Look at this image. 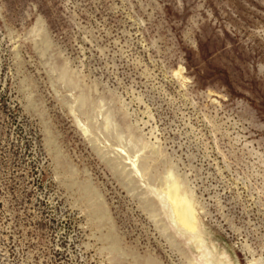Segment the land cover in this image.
I'll use <instances>...</instances> for the list:
<instances>
[{
    "label": "rangeland",
    "instance_id": "obj_1",
    "mask_svg": "<svg viewBox=\"0 0 264 264\" xmlns=\"http://www.w3.org/2000/svg\"><path fill=\"white\" fill-rule=\"evenodd\" d=\"M209 252L264 264V0H0V264Z\"/></svg>",
    "mask_w": 264,
    "mask_h": 264
},
{
    "label": "bare ground",
    "instance_id": "obj_2",
    "mask_svg": "<svg viewBox=\"0 0 264 264\" xmlns=\"http://www.w3.org/2000/svg\"><path fill=\"white\" fill-rule=\"evenodd\" d=\"M38 19V18H37ZM40 20V19H39ZM46 26V25H45ZM36 27V26H35ZM34 27V28H35ZM46 27H44L45 29ZM43 31V30H42ZM45 31V30H44ZM47 31V30H46ZM33 34V33H32ZM45 34V33H44ZM48 34V33H47ZM40 35V34H39ZM48 43V42H47ZM50 44V43H49ZM48 44V45H49ZM183 71V70H182ZM87 105V104H86ZM117 125V124H116ZM115 125V126H116ZM83 129V128H82ZM83 130H87V129H83ZM85 131H83L85 133ZM88 134V133H87ZM52 142V141H51ZM56 149V148H55ZM56 151V150H54ZM120 153V151H119ZM121 154V153H120ZM124 155V154H123ZM121 156V155H120ZM119 157V156H118ZM120 159V158H119ZM115 160L114 161V166L118 172L120 173L121 177L123 175L126 174V169H128V165L126 163L122 162H118ZM146 159V158H145ZM130 161V160H129ZM128 162V161H127ZM132 162H137V161H131ZM110 164V163H109ZM135 164V163H134ZM154 164V163H153ZM137 165V163L135 165H133L132 167L135 169V166ZM148 165V164H146ZM132 168V169H133ZM133 169V170H134ZM138 169V167L136 168V170ZM145 170V169H144ZM138 171V170H137ZM136 171V172H137ZM132 172V171H131ZM119 175V174H118ZM133 177V176H132ZM129 178V177H128ZM164 188V187H162ZM88 190V189H87ZM85 191V190H84ZM154 192V191H153ZM157 193V192H156ZM154 194V193H153ZM159 202H160V207L162 210L165 211V214L168 218V220L170 221L171 225L174 227V229L179 230V231H185L188 235H190V237L188 238V242L195 244V249H197L199 252L203 251V247H204V243L201 241L199 235L197 237V235L195 233L198 234V231L196 229V227L192 226V218L189 217L190 215L187 213L185 205H184V198L183 196L177 195L175 194L172 190L168 189V190H162V192H158L155 195ZM87 197V196H86ZM102 199V198H101ZM85 200V199H84ZM92 200V199H91ZM98 200V199H97ZM100 201V200H99ZM90 202V201H89ZM92 203V201H91ZM95 204V203H94ZM95 206V205H94ZM96 213L103 215L104 216V210H103V206L101 204H97V208H96ZM97 214V215H98ZM108 214V212H107ZM110 214V213H109ZM188 215V216H187ZM106 216V215H105ZM97 217V216H96ZM108 217V216H107ZM110 217V215H109ZM189 217V218H188ZM102 218H106V217H102ZM164 225H166L164 223ZM100 226V225H99ZM112 226H114L112 224ZM165 228V227H164ZM166 229V228H165ZM112 230V229H111ZM164 230V229H163ZM167 232H169L166 229ZM190 233V234H189ZM194 234V235H192ZM107 238V237H106ZM109 238V237H108ZM107 238V239H108ZM115 244V243H114ZM118 246V244H117ZM115 246V247H117ZM191 246V245H189ZM192 247V246H191ZM114 248V247H112ZM194 249V248H193ZM113 250V249H112ZM216 251V250H215ZM217 252V251H216ZM212 253V252H211ZM210 252L206 255L203 256V261L205 264H225L223 261H218L219 259L216 260V258L211 254ZM214 254V253H213ZM224 256V255H223ZM222 260V259H221ZM224 260V259H223ZM192 261V260H191ZM190 262V261H189Z\"/></svg>",
    "mask_w": 264,
    "mask_h": 264
},
{
    "label": "water",
    "instance_id": "obj_3",
    "mask_svg": "<svg viewBox=\"0 0 264 264\" xmlns=\"http://www.w3.org/2000/svg\"><path fill=\"white\" fill-rule=\"evenodd\" d=\"M186 235H188V234H186Z\"/></svg>",
    "mask_w": 264,
    "mask_h": 264
}]
</instances>
